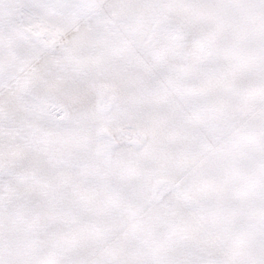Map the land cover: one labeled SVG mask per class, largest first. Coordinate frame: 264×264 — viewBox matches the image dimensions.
Here are the masks:
<instances>
[{"label": "snow or ice", "instance_id": "1", "mask_svg": "<svg viewBox=\"0 0 264 264\" xmlns=\"http://www.w3.org/2000/svg\"><path fill=\"white\" fill-rule=\"evenodd\" d=\"M0 264H264V0H0Z\"/></svg>", "mask_w": 264, "mask_h": 264}]
</instances>
